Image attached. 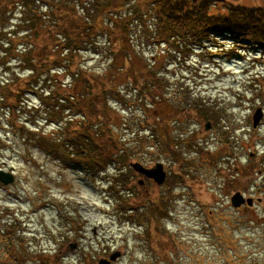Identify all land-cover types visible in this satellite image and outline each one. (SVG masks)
Listing matches in <instances>:
<instances>
[{
	"label": "rangeland",
	"instance_id": "374dc122",
	"mask_svg": "<svg viewBox=\"0 0 264 264\" xmlns=\"http://www.w3.org/2000/svg\"><path fill=\"white\" fill-rule=\"evenodd\" d=\"M114 1L99 0L107 9L98 14L78 61L116 91L107 96L101 118L92 119L95 140L105 142L100 131L106 129L127 155L112 148L115 161L90 168L56 136L66 118L51 119L45 110L50 103L42 100L72 85L63 72L51 70L46 83L20 99L26 111L17 112L16 123L42 131L31 141L13 129L0 103V170L13 177L8 185L0 182V264H98L116 252L120 257L111 264H264V42L236 44L222 35L205 40L204 51L180 54L150 38L148 18L147 28L137 23L122 43L115 23L140 0H120L108 9ZM206 2L219 12L225 5L264 10V0ZM14 16L6 13L1 41L17 44L23 37L10 27ZM43 38L36 39L33 55L50 50ZM122 49L133 71L118 69ZM18 64L10 62L9 76H24ZM147 71L162 93L148 88ZM136 83L144 87L141 94L131 87ZM144 92L147 101L139 99ZM259 108L263 117L254 129ZM44 134L55 137L48 144ZM129 161L145 168L162 164L164 182L137 177ZM141 179L147 182L138 184ZM236 192L253 205L234 209Z\"/></svg>",
	"mask_w": 264,
	"mask_h": 264
},
{
	"label": "trees",
	"instance_id": "16d2710c",
	"mask_svg": "<svg viewBox=\"0 0 264 264\" xmlns=\"http://www.w3.org/2000/svg\"><path fill=\"white\" fill-rule=\"evenodd\" d=\"M120 2L115 0L108 9H115ZM125 2L126 0H122V5ZM39 5L45 8L44 13H40ZM78 6L81 14H78ZM132 7L131 12L122 16V22L115 23L116 28L122 29V43H128L127 35L137 23L143 29L147 28L148 18L152 19L154 27L150 38L155 39L157 44L160 40V43L174 46L180 54L195 50L204 51L207 48L205 40L222 35L230 36L236 44L264 42V10L260 8L246 12L243 7L231 8L225 5L223 11L219 12L216 10L218 6L209 4L206 0H140L135 1ZM104 9L107 8L101 5L99 0H0L1 29L7 25L6 13L10 11L15 14L10 27L17 28L18 33L23 36L17 44H14V38H9V42L0 40V47L5 54L0 56V103L4 105V110L9 112L10 125L23 139L26 134L29 141L34 138L35 132L42 133L40 130H29L25 125L16 123L17 112L23 109L26 111L25 106L20 105V99L35 90L34 87L40 82L46 83L47 78H51V70L69 75L73 79L72 85L65 87L63 91L59 87L54 89L42 102L50 103L45 110H48L51 119L56 120V117L63 113L61 117L66 118V121H62L57 130L60 132L55 134L63 136V140L70 143L73 158L78 164H89L90 168L115 161L116 154L109 151L112 148L118 155L124 153L126 156L128 152V149H122V144L106 129L100 131L105 142L95 140L97 134L91 130L94 123L92 119L98 121L97 118L105 111L107 96L115 94L116 91L107 84L109 82L102 81L105 77H94L83 69L78 61L79 54L94 29V22ZM7 33L11 35L10 32ZM41 35H44L43 40L48 42L50 50L43 48L44 55L36 56L32 52L37 48L35 41ZM18 47H22V50H18ZM124 50L122 49V66L118 69L126 71L131 68L129 70L133 71L132 61ZM15 60L19 62L18 68L25 70L22 74L24 76L13 72L9 76L10 62ZM114 63L112 59L111 65ZM112 76H109L111 80ZM146 76L152 79V85L149 84L148 88L162 93L163 88L155 76L149 71ZM131 87L140 94L144 88H140L137 83ZM147 93L144 92L139 99L145 101ZM56 95L61 96L58 108L54 103L59 97ZM150 100L153 101V98ZM79 113H82V118L76 117ZM43 137L49 144L48 141L55 136L48 137L44 134ZM165 146H170L167 141ZM131 162L134 161H129V166Z\"/></svg>",
	"mask_w": 264,
	"mask_h": 264
},
{
	"label": "water",
	"instance_id": "95a60500",
	"mask_svg": "<svg viewBox=\"0 0 264 264\" xmlns=\"http://www.w3.org/2000/svg\"><path fill=\"white\" fill-rule=\"evenodd\" d=\"M263 117V113L261 109H257L252 116V127L255 129L259 125L261 119ZM205 130H209L210 123L206 122L204 126ZM130 166L132 170L141 176H144L145 179L153 181L157 185H161L166 177V173L164 172L163 165L160 163H156L151 168H145L142 164L138 162H131ZM13 177L10 174H6L0 170V182L4 185H8L12 183ZM143 180H139L138 184H143ZM254 200L251 198H244L240 192L234 193L230 198V204L234 209L240 208L242 205H246L251 207L253 205ZM74 246H71L73 248ZM117 257H120V253L116 252L114 255L110 256L108 259H100L98 264H111L116 260Z\"/></svg>",
	"mask_w": 264,
	"mask_h": 264
},
{
	"label": "flooded vegetation",
	"instance_id": "af4514ba",
	"mask_svg": "<svg viewBox=\"0 0 264 264\" xmlns=\"http://www.w3.org/2000/svg\"><path fill=\"white\" fill-rule=\"evenodd\" d=\"M148 168H150V167H148ZM139 178H144V177L139 176ZM141 180H142V179H141ZM146 180H147V179H146ZM146 180H144L145 183L148 181V180H147V181H146ZM150 182H151V181H150Z\"/></svg>",
	"mask_w": 264,
	"mask_h": 264
}]
</instances>
